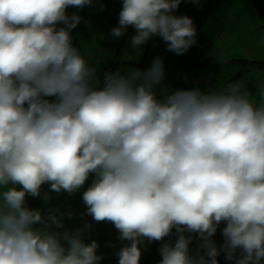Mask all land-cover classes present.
<instances>
[{"label": "clouds", "instance_id": "1", "mask_svg": "<svg viewBox=\"0 0 264 264\" xmlns=\"http://www.w3.org/2000/svg\"><path fill=\"white\" fill-rule=\"evenodd\" d=\"M97 2L0 0V264H100L93 222L117 231L118 264L153 242L157 264H264V103L240 83L173 89L160 56L101 72L73 43L90 22L67 11ZM182 2L202 6L121 0L109 35L131 27L128 49L159 37L184 55L198 33ZM82 189V225L67 228L50 194Z\"/></svg>", "mask_w": 264, "mask_h": 264}, {"label": "rangeland", "instance_id": "2", "mask_svg": "<svg viewBox=\"0 0 264 264\" xmlns=\"http://www.w3.org/2000/svg\"><path fill=\"white\" fill-rule=\"evenodd\" d=\"M201 2V7L182 2L175 12L176 15H187L193 19L198 33L197 44L181 56L166 51V45L159 37H153L143 46L141 52L128 49L127 42L130 35L134 34L132 28L124 44L121 43L122 40H113L109 37L100 39V36H105L104 26L118 17L121 0H103L105 4L103 11L100 10L99 0L93 8L85 7L78 10L70 7L67 10L69 14L77 12L84 20L90 22L86 25L82 21L77 29L73 30V43L78 45L82 53L91 54L89 62L101 72L110 65L127 72L132 63L139 67L141 62L149 64L152 59L160 56L164 59L166 74L179 75L186 72V88L194 87L192 85L194 79H199L197 86L205 91L209 88L220 91L228 84L240 83L243 90L250 93L255 103L260 105L264 102V98L260 96V90L264 88V66L257 68L256 64L264 61V20L258 15L251 0H201ZM92 26L98 28L97 32L93 31ZM154 44L158 46L154 47ZM113 52L115 53L112 54ZM111 58L113 62L110 61ZM168 69L173 70L167 71ZM168 84L174 88L173 84ZM44 190H47V186ZM82 191L83 189L72 196L67 193L59 196L55 193L50 194L51 206H59L62 211L69 208L72 210L73 219L64 221L67 228L82 225L80 213L85 210L81 199ZM35 200L29 197L28 206L33 208ZM87 218L89 217H85ZM117 235V231L110 223L93 222L92 231L86 234V242L95 239L99 243L98 254L102 253L105 256L100 264H118L115 253L121 247V242L117 240ZM214 239L218 244L222 243L219 230ZM108 242L114 247H107ZM159 246L157 242L148 245L142 251L140 264H157L161 259L157 251ZM218 260L219 264H228L222 255Z\"/></svg>", "mask_w": 264, "mask_h": 264}, {"label": "crops", "instance_id": "3", "mask_svg": "<svg viewBox=\"0 0 264 264\" xmlns=\"http://www.w3.org/2000/svg\"><path fill=\"white\" fill-rule=\"evenodd\" d=\"M113 22V23H112ZM112 22H110V23H107V25H105L104 26V28H106V30H104V38H106V37H109V38H112L110 35H109V32H110V29L112 28V27H115V26H117V23H118V17L117 18H114L113 20H112ZM92 29H93V31L94 32H97V30H98V28L97 27H94V26H92ZM130 29H131V27L128 29V34H126L125 35V37L124 38H122V39H120V40H122L121 41V43L122 44H124L125 43V41H126V38H128V36H129V33H130ZM106 43V42H105ZM111 43H113V41H111ZM110 52V51H109ZM108 52V53H109ZM115 52H113L112 54H114ZM110 54V53H109ZM108 61V59L106 58V62ZM111 62H113V58H111V60H110ZM105 62V63H106ZM135 64L134 63H132V66H134ZM149 64H144V62L142 63L141 62V64H140V68H146L147 66H148ZM136 66V65H135ZM264 66V61H260V62H258V64H256V67L258 68H260V67H263ZM108 68H111V69H114L115 67H112V65H110ZM177 68H175V70H176ZM173 69H168L167 71H172ZM166 71V70H165ZM165 83H171V84H173V86H174V88L173 89H175V88H186V83H187V79H186V72H183V73H180L179 75H177V74H173V75H170V74H166V80H165ZM264 103V102H263ZM43 206V204H42V202L39 200V199H36L35 200V205H34V207L33 208H36V207H42ZM88 219V221L89 220H91V218L89 217V218H87ZM82 223V222H81Z\"/></svg>", "mask_w": 264, "mask_h": 264}, {"label": "trees", "instance_id": "4", "mask_svg": "<svg viewBox=\"0 0 264 264\" xmlns=\"http://www.w3.org/2000/svg\"><path fill=\"white\" fill-rule=\"evenodd\" d=\"M256 8L258 15L264 20V0H251Z\"/></svg>", "mask_w": 264, "mask_h": 264}, {"label": "built area", "instance_id": "5", "mask_svg": "<svg viewBox=\"0 0 264 264\" xmlns=\"http://www.w3.org/2000/svg\"><path fill=\"white\" fill-rule=\"evenodd\" d=\"M198 82H199V79H194V80H192V84H193V85H197Z\"/></svg>", "mask_w": 264, "mask_h": 264}]
</instances>
